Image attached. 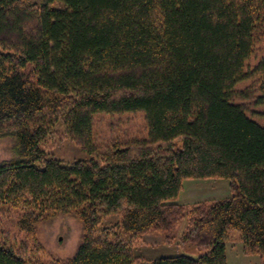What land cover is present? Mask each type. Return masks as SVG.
<instances>
[{
    "label": "trees",
    "instance_id": "16d2710c",
    "mask_svg": "<svg viewBox=\"0 0 264 264\" xmlns=\"http://www.w3.org/2000/svg\"><path fill=\"white\" fill-rule=\"evenodd\" d=\"M257 45L264 0H0V139L15 154L0 161V216L22 234L0 230V264H47L39 227L58 214L81 240L50 264H227L232 231L264 264V125L235 102L255 77L264 103V56L245 69ZM140 109L150 143L91 145L70 165L40 147L60 122L89 138L96 113ZM193 178L228 179L231 195L173 201ZM184 218L180 242L204 253L135 254Z\"/></svg>",
    "mask_w": 264,
    "mask_h": 264
},
{
    "label": "rangeland",
    "instance_id": "374dc122",
    "mask_svg": "<svg viewBox=\"0 0 264 264\" xmlns=\"http://www.w3.org/2000/svg\"><path fill=\"white\" fill-rule=\"evenodd\" d=\"M41 2L43 0H31ZM62 4L56 1L54 6ZM257 51V52H255ZM255 51L245 62V69L254 66L264 56V46L257 45ZM252 77L240 81L236 89L241 91L249 88L252 92L247 97L235 99L236 103L242 104L246 113L260 124L264 125V103L259 96L263 91L259 89V82ZM61 123V122H60ZM58 124L56 131L49 135L40 147L47 153L59 158L66 165H70L76 159H88L96 154L90 146H109L114 143L122 145L133 139L151 142L149 120L145 110H134L126 112L107 113L99 112L93 116L91 134L89 138H81L75 133L67 130L62 124ZM175 148L181 146V138L174 140ZM154 145L157 143H153ZM13 144L9 138L0 139V161L14 157ZM231 195L230 181L220 178H193L184 181V187L178 197L173 201L180 204L190 205L203 200H218ZM119 216H110L105 219L104 224L109 225L118 221ZM16 219L12 214L0 216V230L9 233L10 239L22 238L18 235ZM186 218L182 219L168 233L162 231H150L142 236L140 245L137 246L135 254L147 260H153L162 256H175L187 254L199 256L204 250L193 244H183L180 238L186 229ZM81 222L75 215L58 214L39 227V240L47 250L45 262L50 264L52 256L59 258L71 257L81 240ZM169 236V239L167 237ZM239 231H232L227 243V264H261L259 255H247L243 250V242Z\"/></svg>",
    "mask_w": 264,
    "mask_h": 264
}]
</instances>
